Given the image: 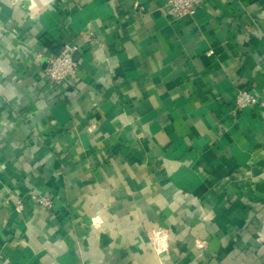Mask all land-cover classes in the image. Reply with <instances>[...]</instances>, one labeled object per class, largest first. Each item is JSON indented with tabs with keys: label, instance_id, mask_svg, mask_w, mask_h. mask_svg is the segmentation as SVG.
<instances>
[{
	"label": "crops",
	"instance_id": "0c3cea01",
	"mask_svg": "<svg viewBox=\"0 0 264 264\" xmlns=\"http://www.w3.org/2000/svg\"><path fill=\"white\" fill-rule=\"evenodd\" d=\"M168 2L0 0V264H264V0Z\"/></svg>",
	"mask_w": 264,
	"mask_h": 264
},
{
	"label": "built area",
	"instance_id": "2783aa9c",
	"mask_svg": "<svg viewBox=\"0 0 264 264\" xmlns=\"http://www.w3.org/2000/svg\"><path fill=\"white\" fill-rule=\"evenodd\" d=\"M208 0H169L167 4L168 15L176 20L193 18L197 10ZM78 48L65 45L58 53L47 57L45 75L48 80L49 90L57 98L62 97L65 82L68 78L76 76L79 72L80 62L77 58ZM235 113L242 112L254 106L264 107L258 97L246 89L237 90L234 96ZM33 200L46 208L52 207V202L41 197H33Z\"/></svg>",
	"mask_w": 264,
	"mask_h": 264
}]
</instances>
